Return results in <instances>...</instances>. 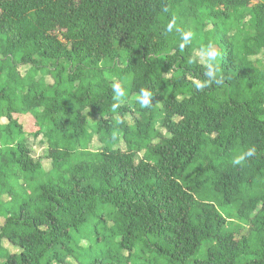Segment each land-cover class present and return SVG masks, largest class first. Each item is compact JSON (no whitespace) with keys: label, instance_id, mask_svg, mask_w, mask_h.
<instances>
[{"label":"trees","instance_id":"obj_1","mask_svg":"<svg viewBox=\"0 0 264 264\" xmlns=\"http://www.w3.org/2000/svg\"><path fill=\"white\" fill-rule=\"evenodd\" d=\"M209 43L221 82L197 89ZM263 61L264 0H0V264H264Z\"/></svg>","mask_w":264,"mask_h":264},{"label":"rangeland","instance_id":"obj_2","mask_svg":"<svg viewBox=\"0 0 264 264\" xmlns=\"http://www.w3.org/2000/svg\"><path fill=\"white\" fill-rule=\"evenodd\" d=\"M243 22V21H242ZM246 22V21H244ZM233 33V31H230L229 35H231ZM242 36L245 37V32L242 33ZM194 56L198 59V61L202 64H204V60L201 58L200 56V50H195L194 51ZM259 57V56H257ZM257 57H250L251 60L257 58ZM264 63V61H263ZM29 67L28 66H25V65H21L18 67V72L23 75L25 73V71L28 69ZM44 80L47 82V83H52V79L50 77H46L44 78ZM114 80V79H113ZM115 81V80H114ZM33 118L30 116V115H24L23 117L20 118V121L21 123L23 124V126H30L32 125V120ZM132 119H133V116L132 115H128L127 118H126V121L128 123H132ZM89 123H92V120H88ZM0 123L4 124L6 123V119L4 118H1L0 119ZM44 140L42 139V137H38L37 139H33L32 137H29L28 139V143H27V147L31 150V156L40 161V163H42V166H43V169L45 171H48L50 169V160L46 157V151H47V148H46V144L43 142ZM100 147V144L98 143V141L96 139H94L92 141V144L90 145V150H97L99 149ZM119 147L121 149H124L123 148V145L120 144ZM140 157V154H138L137 158L139 159ZM196 167H193L190 171H189V174L191 172H193V170L195 169ZM3 200H7V198L5 196L2 197ZM218 206V210L225 214V211L227 212H230L231 211V208L230 207H223L219 204H217ZM3 222V218L0 217V225L2 224ZM234 222H238L236 220H234ZM90 227L89 226H86L83 228V230L81 231L80 233V237L78 239V244L80 246V248H78L76 250V253H77V256L76 257H80L81 255H83L85 252L86 253H90L93 249H94V245H95V242H94V237L93 235H90ZM2 246L8 250L10 253H16L18 252L17 248H15L14 246H12L11 244H9L7 241H2ZM91 244V246L89 248H87L89 245ZM100 251H103L105 248L104 247H99ZM121 254L123 256H127V253L126 252H121ZM140 257V259H138ZM146 258H150V259H153L154 256L151 254V253H145L144 255L141 254V252H139L137 250V252L134 253V255L131 257V261L128 263V264H142V261L145 260ZM76 258L74 256V258H69L68 259V262L69 264H76ZM152 264H165V261L162 259V258H155V260L153 261Z\"/></svg>","mask_w":264,"mask_h":264},{"label":"clouds","instance_id":"obj_3","mask_svg":"<svg viewBox=\"0 0 264 264\" xmlns=\"http://www.w3.org/2000/svg\"><path fill=\"white\" fill-rule=\"evenodd\" d=\"M164 12H168V8L163 9ZM176 26V20L173 18L167 25V31L171 32ZM179 31V29H177ZM193 32L191 31H181V43L179 47L183 49L185 46L191 43L193 38ZM200 56L204 60V76L207 78L200 83L196 84L197 89H204L209 86L211 83H220L221 80L218 79V59L221 56V53L209 43L207 46H202L200 49ZM114 99L119 101L123 98L126 93L124 88L116 83L113 85ZM153 94L149 90L142 88L138 95V100L142 107H149L152 103ZM116 106V105H114ZM256 147H249L246 151L242 152L239 155H236L232 159L233 166L242 165L245 161L253 158L256 155Z\"/></svg>","mask_w":264,"mask_h":264}]
</instances>
